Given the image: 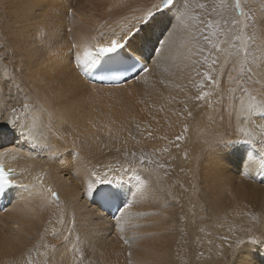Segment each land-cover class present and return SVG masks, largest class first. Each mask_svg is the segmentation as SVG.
Segmentation results:
<instances>
[{
	"label": "snow or ice",
	"instance_id": "obj_1",
	"mask_svg": "<svg viewBox=\"0 0 264 264\" xmlns=\"http://www.w3.org/2000/svg\"><path fill=\"white\" fill-rule=\"evenodd\" d=\"M134 13L138 14L118 20L116 27L108 24L107 32L111 37L103 43L100 42L105 36L103 31L80 40L72 37L66 53L68 61L79 76L93 83L105 79L139 81L141 74L146 79L151 71L147 62L151 61L156 70L167 65L158 81L160 84L170 82L168 77H176L186 79L199 89L191 96L185 87L176 83L175 87L185 92V100L181 101L183 110L174 114L180 116L186 112L188 117H193L188 101L195 102V107L203 113L206 131L196 155L198 164L193 173L196 182L191 187L203 197L201 207L219 220L216 198L221 193L232 195L233 180L228 175L230 154H240L242 176H264V0H212L211 3L207 0H148L134 9ZM54 14L55 10H49L43 17L49 23L38 25L36 29V37L50 50L62 39V34L54 28ZM65 15L75 19L77 13L69 6ZM157 27L161 28L160 35L153 42ZM66 32L71 36L72 27ZM138 36L145 47L152 44L147 54L142 52L139 57L134 54L135 50H127ZM9 43L7 37L0 36V199L8 197L12 203L11 197L15 196L16 206L22 208L38 201L33 211L55 208L39 232L40 242L22 245V264H101L97 245L103 237L91 230V220L78 223L75 212H69L67 201L61 199L59 189L46 183L50 169L41 168L28 183H23L13 178L18 175L15 168L5 167L6 158L15 160L22 155V146L29 149L24 156L35 158L32 153H36L49 164L63 155L73 157L78 164L80 160L75 139L69 141L59 135L55 126L58 106L71 97L73 84H65L60 78L51 81L46 76L34 78L27 53L10 47ZM62 48L60 45L56 51H50V55L63 58ZM193 73L197 80L192 79ZM187 131L188 125L184 124L174 141H169L167 135L159 137L169 146L154 149L153 155L167 153L169 159L175 160L170 155V146L174 144L179 148ZM5 135L16 143L9 141L6 146ZM147 135L151 137L152 132L148 131ZM183 156L189 159L187 148ZM146 162L153 163L151 157L146 161L143 150L138 158L135 151H123L122 159L116 158L105 165L103 174L94 168L86 170L82 177L85 181L83 196L102 210L96 211L93 219L103 220L106 212L111 214L119 238L127 245V264H143L133 260L132 248L147 234L133 231L131 236H125L124 225L137 228L139 225L132 223L133 217L157 214L131 213L133 200L129 199V194L133 198L142 194L146 182L154 174L158 177L157 169H164L163 174L167 176L170 168L159 161L155 162V168H146ZM25 171L27 169L20 170ZM126 177L135 181L133 188L127 187ZM180 186L183 188V184ZM160 191L165 197L170 195L166 189ZM245 207L248 210L239 215L247 219L246 223L239 228L230 224L228 234L216 237L219 244L207 241L211 246L207 257L204 251L197 250L191 252L192 259H207L214 264H253L252 250L264 251V209L256 211ZM0 210L7 211V208ZM218 226L223 227V224ZM15 229L20 232L18 224ZM49 234L57 243L44 242ZM21 239L18 236L17 242ZM196 242H200L199 236ZM186 264H191V260Z\"/></svg>",
	"mask_w": 264,
	"mask_h": 264
},
{
	"label": "bare ground",
	"instance_id": "obj_2",
	"mask_svg": "<svg viewBox=\"0 0 264 264\" xmlns=\"http://www.w3.org/2000/svg\"><path fill=\"white\" fill-rule=\"evenodd\" d=\"M147 2L148 0H74L71 5L66 0H0V36L9 39L10 47L27 53L32 66L31 75L34 78L46 76L50 81L54 78H60L64 80L65 84L69 82L73 84L71 97L64 99L58 106V119L55 121V126L59 129V135H64L69 141L75 139L78 148L81 150L79 164L73 157L68 155H63L60 159L49 164L45 157L36 153H32L35 158L24 156L23 153L28 152L29 149L27 146H22V155L15 160L6 158L4 164L7 167L15 168L18 175L13 178L23 183H28L41 168L50 169V175L45 177L46 183H51L54 188L59 189L61 199L67 201L69 212H75L78 223L91 220V230L103 237L97 245L98 253L103 252L101 260H104L102 258L107 260L113 255L115 256L113 249H117L118 252L119 248L115 245L114 233L117 231L114 222L107 214H105L103 220L93 219V214L101 210L83 196L82 185L85 181L82 177H84L86 170L94 168L103 174L105 165L114 162L116 158L122 159L121 153L115 154L110 150H105L106 148H101L104 150L102 152L99 148L92 147L90 141L88 143L83 140H86L85 134L88 133L91 136L99 137V139L103 137L91 134L92 130L96 131V126L102 125L101 121L96 120L91 115V108L89 107L91 106V100L103 97L110 98L114 94L116 96L113 97H116V101H118V95L122 98L126 95H129V97L135 96L134 99L138 100L139 106L138 103H136L137 106H126V109L134 106L128 110L130 112L127 111L130 113L129 116H126V109L122 107L125 109V111L123 110L125 115L122 114L126 117L118 116L119 118H115L114 123L105 124L107 128H102V130H109L115 135L129 138L131 145L134 146L135 144L137 145L136 149L143 150L146 161L151 157L153 163L148 164L146 162L144 167L155 168V162L159 161L170 165V168L167 176L163 174L164 169H157L158 177L154 174V177L146 182L142 194H138L135 198L129 194V199L133 200L131 213H157L156 215L133 217L132 223L139 225L137 228H131L128 224L124 225L125 236H131L133 231L147 234L143 236V239L137 241L141 242L140 245H137V242L134 243L132 258L134 261L143 262V264H186L189 260H191V264H214L213 261L207 259L195 261L191 257V252L202 250L205 257H207L209 255L208 250L211 247L207 243L208 240H214L215 244H219L220 241L216 237L228 234L227 229L230 224H234L239 228L247 222L246 218L242 219L239 215L247 211L240 204V199L244 198L251 203L253 198L254 205L257 206L250 208L256 211L264 209V181L261 180V176L256 175L252 178L242 176L239 170L242 167L240 154H230L228 159L231 170L228 175L233 180V185L230 188L232 195L227 196L221 193L216 198L217 212L220 214L219 220H217L215 215L201 207L203 197L198 196L195 189L191 187V184L196 182L193 179V173L198 164L196 155L200 148V140L206 131L204 129L203 113L195 107V102L188 101V110L193 112V117H188L186 112L180 116L174 114L183 110L184 105L181 101L185 100V92L177 89L175 84L180 83L182 87H185L187 94L191 96L196 95L199 89L188 83L186 79L180 80L176 77H168L170 82L160 84L158 81L162 77L163 68L167 65H162L160 70H156L151 61L147 62L151 71L146 79L144 74H141L139 81L133 79L119 86L91 85L77 74L66 55L72 37L80 40L98 35L99 32L103 31L105 36L100 40L103 43L111 37V34L107 32L108 24L116 27L118 20L124 16L138 14L134 13V9ZM69 6L77 13L75 19L68 16L66 18L65 12ZM49 10H55L53 16L54 28L59 34H62V39L51 50L36 37L37 26L49 23V21L43 19ZM102 24L104 25L103 28L100 27ZM68 27L73 29L71 36L66 32ZM49 31H51V28H49ZM117 31H119V28H117ZM160 31L161 28L157 27L155 34L152 36L153 42L156 36L160 35ZM60 45H63L60 50L65 53V56L57 58L50 55V51H56L60 48ZM151 47L152 44L145 47L138 36L136 40L132 41V47L127 50L130 52L135 50L134 54L139 57L142 52L146 55ZM163 75L166 76L167 74ZM192 79L197 80L198 78L195 74H192ZM89 88L106 93L95 95V93H91L92 90L90 91ZM122 94L126 95H123V97ZM110 99H107V101ZM127 99L126 104H124V99L121 105H127ZM134 99L131 100L130 98V103ZM161 108L164 110L160 111ZM83 109H86V112L88 110V112L83 113ZM118 114L121 115V112L119 111ZM110 115L112 114L110 113ZM137 124L140 125L139 129L136 128ZM184 124L188 125V131L185 133L186 139L179 142V148H176L174 144L170 146V155L174 156L175 160L169 159L167 153L153 155L154 149L169 146L167 141L161 140L159 137L167 135L169 141H174L175 136L181 133ZM148 131L152 132L151 137L147 135ZM9 141H12L13 144L16 143L11 136L5 135L4 144L6 146ZM138 145H143L145 148H140ZM185 148L190 153L187 160L183 156ZM131 149L133 150L132 147ZM141 150L139 152L135 150L137 158ZM182 168L184 171H181ZM21 169H27V171L21 173ZM69 180L70 183H68ZM134 183L135 181L131 177H126L128 188H133ZM181 184H183V188L180 186ZM160 189H166L170 195L165 197ZM11 199L12 203L6 207L7 211L0 212V264H22V245L26 243L30 246L32 243L40 242L39 232L43 230L45 221L49 219L52 211L55 210L53 206L49 209L40 210L37 208L33 211L34 204L38 201L22 208L16 206L15 196H12ZM166 199L167 203L165 202ZM256 201L262 205H258ZM226 210L227 216H224ZM210 216L211 218H209ZM52 219L55 220V217H52ZM148 222L151 223L150 228L146 226ZM17 224L20 226L19 233L15 229ZM218 224H223V227H219ZM152 233L155 234L150 237ZM18 236L22 237L19 243L17 242ZM197 236L200 237V242H196ZM147 238H149L146 241L148 252L145 253L144 239ZM44 242L57 243L50 234ZM182 248H184V252L181 251ZM123 251L120 249L119 253L121 254ZM251 260L253 264H264V251L253 249Z\"/></svg>",
	"mask_w": 264,
	"mask_h": 264
},
{
	"label": "rangeland",
	"instance_id": "obj_3",
	"mask_svg": "<svg viewBox=\"0 0 264 264\" xmlns=\"http://www.w3.org/2000/svg\"><path fill=\"white\" fill-rule=\"evenodd\" d=\"M66 1H68L71 5H72V2L74 1V0H66ZM200 2H203V0H200ZM207 2L208 3H211L212 2V0H207ZM66 18H67V16H66ZM69 19V18H68ZM194 74V73H193ZM90 89V91L92 90V92L91 93H95V95H99V94H101V93H106V92H102V91H99L98 89H92V88H89ZM95 91V92H94ZM103 95V94H102ZM115 95V94H114ZM113 95V96H114ZM118 95V94H117ZM124 94H122L121 96H123ZM126 95V94H125ZM124 95V96H125ZM111 97L110 96V98L109 97H105L106 98V100H105V98L103 97V98H98V99H93V100H91V106H89L91 109H90V112H91V115H93V117L96 119V120H99V121H101L102 122V125L100 126H96V131L95 130H92L91 131V134L92 135H100V136H103V137H101V139H99V137H97V136H91L90 135V133H88V134H85V139L86 140H83V141H86V142H88V143H90L91 144V146L92 147H97V148H99V150H101L102 152H104V150L103 149H101V148H106L105 150H110V151H112L113 153H115V154H119V153H121V157H122V152L123 151H128V150H130V151H135V150H137V152H139L141 149H136L137 148V145H135L134 144V146L133 145H131L130 143H129V138H125V137H123V136H121V135H115V134H113V133H111L112 131H109V130H105V129H103L102 130V128H107L106 127V125L105 124H112V123H114L115 121H116V119L117 118H119V117H126V116H129L130 115V113H128V112H130V111H128V110H130L131 109V107L133 108L134 106H131V107H128L129 109H126V106H130V105H135V106H137L136 105V103H138V100L137 99H134L135 98V96H132V97H129V95H126L127 96V98H129V99H127L126 98V96L124 97V98H122V97H120V95H118V101H119V103H118V101H116V97ZM116 96V95H115ZM120 97V98H119ZM112 98H113V100H112ZM115 98V99H114ZM130 98H131V100L132 99H134V101H135V103H134V101L133 102H131V103H133V104H131L130 103ZM214 98V97H213ZM107 99H110L109 101H110V103H109V101H107ZM124 99H125V101H124ZM126 99H127V101L129 102H127V105H121V104H123V101H124V104H126ZM130 100V101H129ZM137 100V101H136ZM108 103H107V102ZM113 102V104H112V102ZM104 102V103H103ZM117 104H116V103ZM122 102V103H121ZM107 104V105H106ZM111 104V105H110ZM129 104V105H128ZM138 106H139V103H138ZM113 107V108H112ZM125 107V109H126V112L125 113H127L126 114V116H124L125 115V113H124V111H125V109H123V108ZM107 109V110H106ZM86 109H83V113H87L88 112V110H87V112L85 111ZM124 110V111H123ZM119 111L121 112V115H123L122 113H124V115L123 116H121L120 114H118L119 113ZM128 111V112H127ZM112 114V115H110V113ZM107 114V115H106ZM117 116H116V115ZM108 115H110V116H108ZM115 115V116H114ZM111 116H112V118H111ZM119 116V117H118ZM109 118H110V121H109ZM116 118V119H115ZM108 119V120H107ZM113 125H115V124H113ZM123 126L124 127H126V125L125 124H123ZM100 128V129H99ZM99 130V132H97ZM110 132V133H109ZM96 133V134H95ZM111 136H113V137H111ZM90 141V142H89ZM85 145H86V143H84ZM101 146V147H100ZM140 148H145V146H143V145H138ZM130 147V148H129ZM131 147L133 148V150L131 149ZM120 150L119 152L117 151V150ZM81 151V150H80ZM139 157V156H138ZM242 200H243V202H242ZM240 201H241V205H243V208L245 209V210H248V208H246L245 207V205H247V203H248V207H252V208H254V204H255V202H254V199L252 198V202L250 203V201H247L246 199H244V198H242V199H240ZM247 202V203H246ZM254 202V203H253ZM257 202V201H256ZM243 203V204H242ZM10 203H9V198H8V205H9ZM257 204L258 205H260L261 203L260 202H257ZM7 205V206H8ZM262 205V204H261ZM6 206V207H7ZM257 206V205H256ZM255 206V207H256ZM0 212H3V211H0ZM146 226H147V228H150L151 227V223L150 222H148V223H146ZM116 233L117 232H115L114 233V236H115V245H116V247L117 248H119L118 249V252H117V249L115 250V248L113 249V246H112V249L114 250V252H115V256L113 255V257H111V258H109V259H107V260H105V258H102V259H104L103 261L101 260V256L99 255V253H98V256H99V259H100V261H101V264H127V261H126V251L128 250L127 249V245H125L124 244V242H123V240H121L120 238H119V236H118V234L116 235ZM144 233H146V231H144ZM155 233H152L151 235H150V237L151 236H153ZM141 239H143V237L141 238ZM149 238H147V239H144V250H146L145 251V253H147L148 251H147V249H146V245H147V243H146V241L148 240ZM141 244V242H137V245H140ZM124 250L123 252H124V254H122V256H121V254L119 253V250ZM181 251L182 252H184V248H182L181 249ZM118 253V254H117ZM120 256H121V259H120ZM124 259H125V261H124ZM115 260H117V261H115ZM105 262V263H104ZM118 262V263H117Z\"/></svg>",
	"mask_w": 264,
	"mask_h": 264
}]
</instances>
